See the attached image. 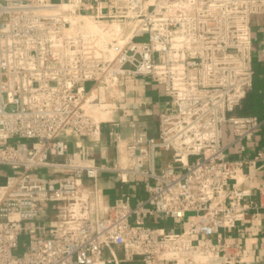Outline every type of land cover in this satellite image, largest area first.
Listing matches in <instances>:
<instances>
[{"label":"built area","instance_id":"obj_1","mask_svg":"<svg viewBox=\"0 0 264 264\" xmlns=\"http://www.w3.org/2000/svg\"><path fill=\"white\" fill-rule=\"evenodd\" d=\"M255 15L264 0H0V166L19 170L0 183V264L246 262L253 251L227 234L264 203V178L258 199L246 184L264 152L230 156L264 128L237 113ZM140 77L170 98L158 135L116 118ZM103 176L144 196L109 203Z\"/></svg>","mask_w":264,"mask_h":264},{"label":"crops","instance_id":"obj_2","mask_svg":"<svg viewBox=\"0 0 264 264\" xmlns=\"http://www.w3.org/2000/svg\"><path fill=\"white\" fill-rule=\"evenodd\" d=\"M252 28L255 48L254 66L257 65L262 68L264 67V15L253 16ZM258 80L264 81V72H258ZM127 88L129 96L121 101V108L117 111L116 118L128 119L139 117L148 122L151 134L158 135L160 128L159 117L161 112L171 109L170 98L164 94L162 86L153 82L149 77H140L134 81H130ZM252 90L253 86L250 92ZM108 129L109 125L105 124L103 127L104 138L102 144L109 146V158L112 159L113 149L107 137ZM123 133L129 134V129H124ZM86 142L88 141L86 140ZM259 151L264 152V128L256 134L252 141L247 143L245 151L241 152L235 146L231 149L230 156L252 157ZM255 174L258 180L247 182L246 184L252 187L253 196L255 199H258L257 182L264 178V170H257ZM101 183L105 190L106 200L109 203L114 202L117 197L123 195L122 192L125 189L132 186L120 187L106 176H103ZM131 194L133 201H137L144 196V192L139 185L134 187ZM253 214L255 213L248 214L245 220L239 222L227 234L230 241L242 243L253 251L251 255L247 256V261L242 264H264V203L259 205L257 215ZM158 225L167 230H180L183 227V222L161 216L158 218ZM114 250L120 257H123L124 252L121 247H115ZM110 256V250L106 249L105 257L108 258ZM122 264H141V261L135 259L123 262Z\"/></svg>","mask_w":264,"mask_h":264},{"label":"trees","instance_id":"obj_3","mask_svg":"<svg viewBox=\"0 0 264 264\" xmlns=\"http://www.w3.org/2000/svg\"><path fill=\"white\" fill-rule=\"evenodd\" d=\"M254 68L253 90L249 91L241 106L237 109V113L241 115L254 114L260 119H264V81L258 80V72H264V67L260 68L255 65Z\"/></svg>","mask_w":264,"mask_h":264},{"label":"rangeland","instance_id":"obj_4","mask_svg":"<svg viewBox=\"0 0 264 264\" xmlns=\"http://www.w3.org/2000/svg\"><path fill=\"white\" fill-rule=\"evenodd\" d=\"M86 85L89 86L90 82H87ZM21 141L22 140L20 138H15L14 140H11V143H14L15 145H19V143ZM14 172H19V170H15L14 171V170L9 169V167H7V166H0V175H1L0 176V183H2L5 180V177L7 176V174H12ZM138 185H139V182L138 181H134L132 183L131 188L125 189L124 192H122V193L129 195L134 190V187H136ZM28 240H29V235H27V234L21 235L20 238H19L18 247H16L14 249L13 254L14 255H18V254H21L24 250H26L27 246L25 244L28 242Z\"/></svg>","mask_w":264,"mask_h":264}]
</instances>
